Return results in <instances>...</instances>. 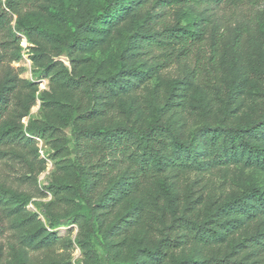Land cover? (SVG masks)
Masks as SVG:
<instances>
[{
  "label": "rangeland",
  "instance_id": "1",
  "mask_svg": "<svg viewBox=\"0 0 264 264\" xmlns=\"http://www.w3.org/2000/svg\"><path fill=\"white\" fill-rule=\"evenodd\" d=\"M158 1L150 0L142 16L143 22L158 15L157 22L165 20L173 26L184 27L188 18L198 15L205 18L209 14L204 9L191 7L162 10L157 6ZM106 2L32 0L24 19L41 27L42 33L29 36L17 32V17L11 28L0 30V85L11 80L18 84L9 115L0 125V129L11 121L16 125L9 136L0 132L2 141L15 138L10 144H0V264H100V259H106L107 264H126L134 259L146 264L144 250L153 249L165 237V229L174 217L188 216L185 209L191 201L201 199L196 215L206 219L233 196H240L250 187L264 188V167L256 165L253 157L249 162L247 156L213 172L185 173L179 178L160 176L147 183L140 193L119 200L100 226L99 234L109 247L108 254L95 238L88 237L84 224L89 213L87 204L69 191L56 197L50 190L51 187L76 186L72 127L67 118H76L94 105V90L89 87L73 90L67 82V70L75 77H88L92 81L132 67H140L147 73L145 83L121 97L113 112L92 124L104 129L147 128L158 120V109L183 93L187 95L185 107L165 120L175 129H182L186 140L201 126L252 123L261 117L264 108V36L253 32L254 43L257 40L255 51L251 49L254 43L246 38L229 54L224 53L226 44H232L228 34L217 40L212 36L215 27L219 32L227 27L233 29L237 21L255 31V12L251 18L231 21L222 19L220 11L214 12V23H206L205 50L190 57L148 51L141 44L144 31L131 21L118 26L103 24L82 35L81 49L74 55L49 35L56 33L71 41L77 30L75 26L99 14ZM256 13L264 14V0ZM161 31V26L153 30ZM214 47L218 53L216 63L210 60ZM140 53L145 54L135 57L132 63L122 60L123 55ZM196 66L201 73L188 85V77ZM29 129H45L46 134L31 136ZM30 137H34L31 142ZM126 175L123 167L109 176L94 195L92 205L101 204ZM163 184L178 199V213L170 209V195L163 191ZM136 209L144 210L143 222L134 225L128 233L115 237L108 234L122 220H130ZM51 233L56 240L48 237ZM246 237L242 232L230 237L225 244L209 249L187 245L167 264L224 258ZM84 243H87L86 249L82 247ZM87 249L93 257L90 260Z\"/></svg>",
  "mask_w": 264,
  "mask_h": 264
},
{
  "label": "trees",
  "instance_id": "2",
  "mask_svg": "<svg viewBox=\"0 0 264 264\" xmlns=\"http://www.w3.org/2000/svg\"><path fill=\"white\" fill-rule=\"evenodd\" d=\"M262 2L263 0H159L157 6L162 10L191 7L195 10L204 9L205 13H209L205 18L201 15L194 19L188 18L184 27H178L165 20L157 22L158 15L150 16L143 22L142 16L150 0H107L99 14L75 26L77 30L71 41L61 38L56 33L50 32L49 35L70 55H74L81 49V42L84 40L82 35L97 30L103 24L118 26L131 21L137 28L144 31L141 44L148 51H160L165 56L190 57L192 54L198 55L205 50L206 23H214L212 21L214 12L220 11L222 19L227 18L229 21L240 17L251 18L255 12L256 15L253 17L255 31L246 25H240L239 21L233 29L227 27L220 32L217 27L213 29L214 40L223 39L225 34L231 38L232 44H226L224 51L225 54H229L230 51L237 50L246 38L249 43H254L253 32L256 36L258 33L264 36V14L256 13V8ZM31 3L32 0H0V30L11 28L17 17L15 21L17 32L26 33L29 36L42 33L41 27L24 19L26 8H29ZM155 26H161L162 31L153 32ZM255 46H257V40L251 46L254 51ZM213 50L210 60L216 63V57H218L216 47ZM143 54L145 53L135 56L123 55L122 60L124 63H132L135 57H141ZM196 69L192 72V76L188 77V85L192 83V78H196L198 73H201L200 67L196 66ZM67 76L68 85L73 90L84 87L94 90V105L90 111H81L76 118H67L68 124L72 127L76 186L51 187L50 190L56 197L69 191L87 204L89 213L85 216L84 224L87 227L88 237L95 238L106 254L109 253V247L101 241L100 226L107 221V216L112 213L119 200L140 193L147 183L160 176L179 178L185 173L213 172L232 165L246 156L249 162L253 157L256 165L264 167V108L261 109V117L252 123L201 126L186 140L182 129H175L165 120L168 115L185 107L187 95L183 93L172 97L163 108L158 109V120L147 128L104 129L92 124L101 116L113 112L121 97L131 93L136 86L145 83L148 79L147 73H144L140 67H132L119 69L110 77L96 81L88 77H75L68 70ZM17 88L18 84L14 80L0 85V125L9 115ZM184 90L187 92V89ZM15 130L16 125L11 121L5 123L0 132L9 136ZM29 132L31 136L46 134L45 129H29ZM33 138L30 137L28 141L31 142ZM14 139L9 141L0 139V144L2 142L10 144ZM123 167L127 171L125 179L106 196L101 204L92 205L94 195L109 176ZM162 186L163 191L170 195V209L178 213V199L173 197L167 185ZM8 195L17 200L22 199L17 195ZM200 200L188 203L185 209L188 216L174 217L165 229V237L153 249L144 250L148 259L146 264H167L177 251L187 245L193 244L209 249L225 244L230 237L240 235L242 232H245L247 237L232 254L224 258L213 257L202 263L186 260L178 264L264 263V231L262 230L264 188L250 187L240 196H233L206 219H203L199 213L196 215L198 207L202 204ZM130 218V220H122L108 234L115 237L122 232L128 233L134 225L145 220L144 210L136 209ZM48 237L57 239L54 233L49 234ZM86 244H82L84 249ZM86 255L89 260L93 258L88 249ZM99 262L107 264L106 259H100ZM126 264L144 263L134 259Z\"/></svg>",
  "mask_w": 264,
  "mask_h": 264
}]
</instances>
